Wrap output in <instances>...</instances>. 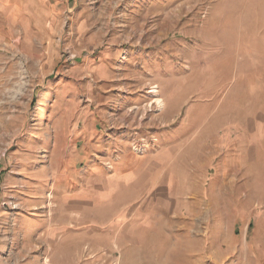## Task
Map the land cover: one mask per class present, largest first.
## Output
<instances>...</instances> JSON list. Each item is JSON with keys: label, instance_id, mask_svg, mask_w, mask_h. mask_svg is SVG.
I'll use <instances>...</instances> for the list:
<instances>
[{"label": "rangeland", "instance_id": "1", "mask_svg": "<svg viewBox=\"0 0 264 264\" xmlns=\"http://www.w3.org/2000/svg\"><path fill=\"white\" fill-rule=\"evenodd\" d=\"M168 251L264 264V0H0V264Z\"/></svg>", "mask_w": 264, "mask_h": 264}, {"label": "crops", "instance_id": "2", "mask_svg": "<svg viewBox=\"0 0 264 264\" xmlns=\"http://www.w3.org/2000/svg\"><path fill=\"white\" fill-rule=\"evenodd\" d=\"M163 106L165 107V101L163 102ZM114 128V127H113ZM138 129L139 130H143V126L141 125V123H139V125H138ZM115 131H113V133H114ZM83 134V133H82ZM81 137V136H80ZM143 168H145L144 166H142ZM139 169H141V168H138V174H140V177H142V176H144L145 174H146V171H147V169H144V173L142 174V173H139L140 171H139ZM135 170H136V167H133L132 168V171H133V173L135 172ZM146 176H148V174H146ZM170 254H171V252L170 251H168V252H164L163 254H162V258H161V262H158V261H156V262H154V263H152V264H175V263H173L172 261H171V259H170ZM184 254V253H183ZM185 255V254H184ZM223 262H222V264H228V262H225L224 261V258L222 257V258H220ZM205 258H201V257H199V256H195V257H192V258H184L183 259V264H188V261H190L191 263L190 264H207V262H205ZM209 261H211V263L212 264H218V261L219 260H212V259H208ZM141 264V263H140ZM147 264H150L149 262L147 263Z\"/></svg>", "mask_w": 264, "mask_h": 264}, {"label": "bare ground", "instance_id": "3", "mask_svg": "<svg viewBox=\"0 0 264 264\" xmlns=\"http://www.w3.org/2000/svg\"><path fill=\"white\" fill-rule=\"evenodd\" d=\"M159 103H160V102H159ZM159 103H158V104H159ZM159 108H160V107H159Z\"/></svg>", "mask_w": 264, "mask_h": 264}]
</instances>
